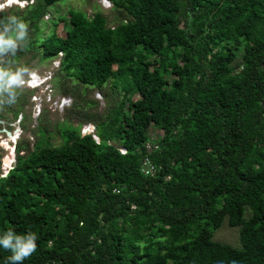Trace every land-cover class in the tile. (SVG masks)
Wrapping results in <instances>:
<instances>
[{
  "label": "trees",
  "instance_id": "trees-1",
  "mask_svg": "<svg viewBox=\"0 0 264 264\" xmlns=\"http://www.w3.org/2000/svg\"><path fill=\"white\" fill-rule=\"evenodd\" d=\"M107 1L110 19L68 6L62 35L40 26L53 4L0 11L27 23L21 50L124 85L107 136L67 126L51 145L38 125L15 146L0 235L36 234L22 264H264V0ZM223 220L238 245L212 239Z\"/></svg>",
  "mask_w": 264,
  "mask_h": 264
},
{
  "label": "rangeland",
  "instance_id": "rangeland-1",
  "mask_svg": "<svg viewBox=\"0 0 264 264\" xmlns=\"http://www.w3.org/2000/svg\"><path fill=\"white\" fill-rule=\"evenodd\" d=\"M1 1H4V4L7 2L6 0ZM18 1L20 3L6 6L3 11L12 6L20 9L25 5L24 1ZM107 2V0H58L55 3L52 2L53 5L50 4L51 6L47 7V10L50 11L49 16L46 14L43 19L47 20L51 14H54V16L43 24L40 22V26L46 32L47 27L50 28L55 20L54 30L57 34L62 35L63 27L56 17L63 15L68 6L78 8L86 16L90 15L96 6L107 19H110V4L108 5ZM56 6L61 13L56 10ZM54 9L56 10L55 13ZM11 62L13 66L26 67L29 70V76L36 74L47 79L41 84L39 83L40 85H35V87L30 86L28 82L15 105L0 109V119L2 120L0 128L3 127L11 133L15 128L13 141L0 131V160L5 159V157L8 159L7 163L0 162V174L12 165L14 160L9 164V159L15 157L16 145L23 144L18 154H24L26 150L32 147L37 137L40 139V131L35 129L38 125L40 127L44 126L49 143L57 145L60 142L57 129L62 130L70 126L82 133L83 129L88 130L90 126V129L95 127L96 133L101 136H107L110 133L107 123L120 117L117 111L120 108L119 102L124 92L122 83L114 80L113 83L110 79L100 86L79 83L67 71L58 68L57 57L42 60L36 56V52L32 49L20 50L15 57L11 58ZM136 97V94L132 96V98ZM13 111H16L14 115ZM155 131L158 132L157 129L150 128L147 133L148 135L154 134ZM93 138L97 140L96 137ZM110 142L119 144L117 140L113 139ZM12 144H14V148L11 152L8 146ZM212 239L232 246L238 245L237 228L227 226L225 220H223L219 227L213 231Z\"/></svg>",
  "mask_w": 264,
  "mask_h": 264
},
{
  "label": "clouds",
  "instance_id": "clouds-1",
  "mask_svg": "<svg viewBox=\"0 0 264 264\" xmlns=\"http://www.w3.org/2000/svg\"><path fill=\"white\" fill-rule=\"evenodd\" d=\"M22 1H24L25 4L31 2V0H28V2L26 0ZM13 2L14 0H7L6 5L4 1H1L0 11H3L6 6L18 3ZM28 38V25L23 19L15 15L0 18V109L15 105L22 90L28 84L27 77L29 76V70L23 66H13L11 62V58L15 57L18 51L25 46ZM97 95L99 96V94ZM93 129L94 128L89 130L83 129L82 134L87 132L92 133ZM9 133L11 136L15 137L14 133ZM9 148L12 152L14 144L8 146V149ZM5 172L6 170L2 174L4 175ZM36 241L37 236L34 232L17 234L13 230H8L0 235V248L11 253L8 258L9 264H22L25 259L36 251Z\"/></svg>",
  "mask_w": 264,
  "mask_h": 264
},
{
  "label": "bare ground",
  "instance_id": "bare-ground-1",
  "mask_svg": "<svg viewBox=\"0 0 264 264\" xmlns=\"http://www.w3.org/2000/svg\"><path fill=\"white\" fill-rule=\"evenodd\" d=\"M7 1V0H6ZM16 2H18V3H20L18 0H14V2L13 3H16ZM6 5H7V2H6ZM27 79H29L28 80V82H29V85L30 86H35V85H37V84H39V82L41 83V82H43L44 81V77L42 78V77H38L36 74H31L30 76H28L27 77ZM28 85V84H27ZM90 129V126L88 127V130ZM13 137V136H12ZM10 139V138H9ZM12 140H14V137L12 138ZM6 162H7V160H6Z\"/></svg>",
  "mask_w": 264,
  "mask_h": 264
},
{
  "label": "water",
  "instance_id": "water-1",
  "mask_svg": "<svg viewBox=\"0 0 264 264\" xmlns=\"http://www.w3.org/2000/svg\"><path fill=\"white\" fill-rule=\"evenodd\" d=\"M42 1H43V3H44L45 5H50L52 2H54V1H56V0H42ZM3 132H4V134H5L8 138H10V139L13 138L7 130H3ZM13 165H14V164H12L11 167H12ZM11 167H10V168H11ZM2 175H3V174H2Z\"/></svg>",
  "mask_w": 264,
  "mask_h": 264
},
{
  "label": "built area",
  "instance_id": "built-area-1",
  "mask_svg": "<svg viewBox=\"0 0 264 264\" xmlns=\"http://www.w3.org/2000/svg\"><path fill=\"white\" fill-rule=\"evenodd\" d=\"M107 4H108V2H107ZM94 137V136H93ZM96 141V140H95ZM118 149H119V151L122 153V152H124V148H121V147H118ZM148 165V164H147ZM153 171V168L150 166V165H148L147 166V168H144L143 170H142V172L144 173V174H146V173H150V172H152Z\"/></svg>",
  "mask_w": 264,
  "mask_h": 264
},
{
  "label": "flooded vegetation",
  "instance_id": "flooded-vegetation-1",
  "mask_svg": "<svg viewBox=\"0 0 264 264\" xmlns=\"http://www.w3.org/2000/svg\"><path fill=\"white\" fill-rule=\"evenodd\" d=\"M0 118H1V116H0ZM1 123H2V120L0 119V126H1ZM3 130H6V129L3 128V127L0 128V131L3 132ZM7 131H8V130H7ZM12 131H14V129H13ZM3 133H4V132H3ZM12 133H14V132H12ZM14 134H15V133H14ZM11 140H12V139H11ZM14 159H15V157L12 158V159H9V164H10V162H12V160H14ZM6 160H8L7 157H5V159H1L0 162H3V161H4L5 163H7ZM12 164H13V162H12Z\"/></svg>",
  "mask_w": 264,
  "mask_h": 264
},
{
  "label": "crops",
  "instance_id": "crops-1",
  "mask_svg": "<svg viewBox=\"0 0 264 264\" xmlns=\"http://www.w3.org/2000/svg\"><path fill=\"white\" fill-rule=\"evenodd\" d=\"M91 127H93V126H91ZM94 128V127H93Z\"/></svg>",
  "mask_w": 264,
  "mask_h": 264
}]
</instances>
